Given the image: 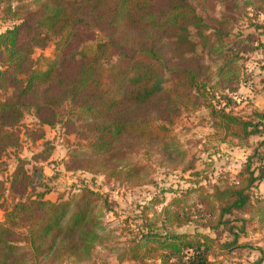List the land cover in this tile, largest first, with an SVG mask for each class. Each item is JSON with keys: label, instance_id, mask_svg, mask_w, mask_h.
I'll list each match as a JSON object with an SVG mask.
<instances>
[{"label": "trees", "instance_id": "16d2710c", "mask_svg": "<svg viewBox=\"0 0 264 264\" xmlns=\"http://www.w3.org/2000/svg\"><path fill=\"white\" fill-rule=\"evenodd\" d=\"M0 15L19 20L0 32V264H96L99 252L117 264H222L247 247L239 237L264 234V108L235 112L248 56L264 60L261 35L236 27L264 15V0H0ZM49 44L42 65L32 56ZM201 110L219 145L262 138L233 176L213 182L196 170L198 143L172 134ZM27 116L35 135L21 132ZM46 128L66 172L117 189L172 173L187 186L159 190L173 198L156 199L155 220L143 207L136 223L107 230L106 195L84 188L51 201L40 165L50 155L20 158L23 137L43 140ZM256 251L264 264V245Z\"/></svg>", "mask_w": 264, "mask_h": 264}, {"label": "rangeland", "instance_id": "374dc122", "mask_svg": "<svg viewBox=\"0 0 264 264\" xmlns=\"http://www.w3.org/2000/svg\"><path fill=\"white\" fill-rule=\"evenodd\" d=\"M19 20L10 21L0 15V32L5 31L13 24L18 23ZM250 24L238 23V31L252 32L258 36L261 42H264V15L258 16ZM262 27L254 31L255 27ZM99 35L95 33L94 36ZM54 47L49 44L42 50H36L32 58L40 60L44 65L46 60L53 58ZM248 85L241 88L236 101L238 107L235 112L248 113L251 109L262 110L264 108V93L261 92L260 80L264 77V60L259 53H254L248 56L247 63ZM263 66V67H262ZM204 111H197L192 113H184L177 121L173 129V136H175L181 143L192 142L198 143V163L196 170L204 171L209 178L214 182L216 179L224 176H233L241 168L246 158L251 155L252 147L257 141L262 138L253 137L250 139L249 147L240 148L232 145H219L212 140V131L209 129L206 121H204ZM32 118L25 117L21 127V132L25 130L33 133ZM27 128V129H26ZM32 132V133H31ZM27 138V137H26ZM28 139V138H27ZM60 138L57 137V131L45 129L43 140H25L21 149H19V156L22 160H30L35 155H40V159L47 154L50 157L41 161L43 173L47 179L52 183L53 193L47 198L53 201L58 194L69 195L80 189H91L100 194H104L113 203L112 213L106 216L105 223L107 230H112L118 227L123 229L122 222L131 221L136 223L140 218L141 208L145 207V214L148 218L155 220L156 214L160 206L156 205V199L161 203L169 202L172 194L159 195L160 189H177L185 188L187 184L185 179L187 175L180 174H163L162 172L156 175L155 186H148L138 189H117L113 188L104 182L102 177H92L83 173H69L63 168L62 157L65 154V149L60 144ZM8 171H11L14 166L12 157L6 159ZM259 195H264V184H260L256 189ZM160 197V198H159ZM159 204V203H158ZM156 205V206H155ZM157 211V212H156ZM140 215V216H139ZM3 221V213L0 211V222ZM119 229V228H118ZM233 237L224 235V240L231 241ZM238 243L245 244L247 247L233 251L222 264H254L259 258L256 251L258 247L264 245V234L261 232L248 233L246 237H239ZM96 264H117L114 256H105L103 252H99L94 256ZM223 261V260H222ZM74 264V263H67Z\"/></svg>", "mask_w": 264, "mask_h": 264}]
</instances>
